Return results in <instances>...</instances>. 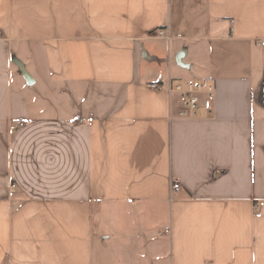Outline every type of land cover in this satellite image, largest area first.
<instances>
[{
  "label": "crops",
  "instance_id": "crops-1",
  "mask_svg": "<svg viewBox=\"0 0 264 264\" xmlns=\"http://www.w3.org/2000/svg\"><path fill=\"white\" fill-rule=\"evenodd\" d=\"M263 40L264 0H0V264H264Z\"/></svg>",
  "mask_w": 264,
  "mask_h": 264
},
{
  "label": "built area",
  "instance_id": "built-area-1",
  "mask_svg": "<svg viewBox=\"0 0 264 264\" xmlns=\"http://www.w3.org/2000/svg\"><path fill=\"white\" fill-rule=\"evenodd\" d=\"M157 37L169 39V28L165 27L163 29H159L157 31ZM262 45H264V40L262 41ZM150 87L156 90H166L169 93L178 92L184 102V108L179 113L181 117L195 116L200 103V96L205 93L210 97H213L215 91L212 83L199 80H189L184 83L174 84L171 79H161L150 83ZM24 124V122H20L19 124L14 125V129H18L24 126ZM172 189L179 190L181 189V185L179 183H173Z\"/></svg>",
  "mask_w": 264,
  "mask_h": 264
},
{
  "label": "water",
  "instance_id": "water-1",
  "mask_svg": "<svg viewBox=\"0 0 264 264\" xmlns=\"http://www.w3.org/2000/svg\"><path fill=\"white\" fill-rule=\"evenodd\" d=\"M24 74L26 76V79L28 80V82H32V79L30 78V76L28 75V73L25 71V69H23Z\"/></svg>",
  "mask_w": 264,
  "mask_h": 264
}]
</instances>
